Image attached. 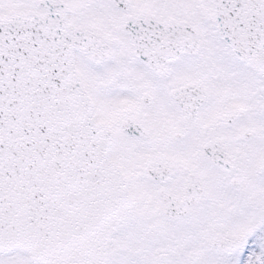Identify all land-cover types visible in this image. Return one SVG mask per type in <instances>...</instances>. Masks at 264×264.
<instances>
[{
    "label": "snow or ice",
    "instance_id": "obj_1",
    "mask_svg": "<svg viewBox=\"0 0 264 264\" xmlns=\"http://www.w3.org/2000/svg\"><path fill=\"white\" fill-rule=\"evenodd\" d=\"M0 264H264V0H0Z\"/></svg>",
    "mask_w": 264,
    "mask_h": 264
}]
</instances>
